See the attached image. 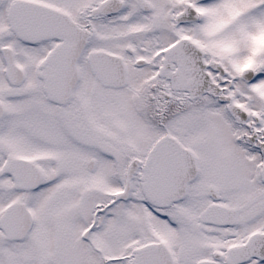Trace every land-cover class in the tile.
Masks as SVG:
<instances>
[{
  "label": "snow or ice",
  "instance_id": "1",
  "mask_svg": "<svg viewBox=\"0 0 264 264\" xmlns=\"http://www.w3.org/2000/svg\"><path fill=\"white\" fill-rule=\"evenodd\" d=\"M0 264H264V0H0Z\"/></svg>",
  "mask_w": 264,
  "mask_h": 264
}]
</instances>
